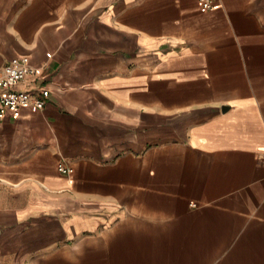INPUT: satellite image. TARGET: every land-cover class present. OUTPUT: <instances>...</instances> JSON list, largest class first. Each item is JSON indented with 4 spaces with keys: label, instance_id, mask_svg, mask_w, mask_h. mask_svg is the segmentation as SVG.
Segmentation results:
<instances>
[{
    "label": "crops",
    "instance_id": "1",
    "mask_svg": "<svg viewBox=\"0 0 264 264\" xmlns=\"http://www.w3.org/2000/svg\"><path fill=\"white\" fill-rule=\"evenodd\" d=\"M21 55L50 95L0 119V264H264V0H0Z\"/></svg>",
    "mask_w": 264,
    "mask_h": 264
},
{
    "label": "built area",
    "instance_id": "2",
    "mask_svg": "<svg viewBox=\"0 0 264 264\" xmlns=\"http://www.w3.org/2000/svg\"><path fill=\"white\" fill-rule=\"evenodd\" d=\"M216 6L217 0H199L202 11H210ZM43 72V67L33 64L29 55L10 59L0 75V119L8 114L19 118L23 108H30L35 112L45 108L50 89L40 83ZM23 83H27V86L22 87ZM58 169L67 175L74 171L64 163L60 164Z\"/></svg>",
    "mask_w": 264,
    "mask_h": 264
},
{
    "label": "water",
    "instance_id": "3",
    "mask_svg": "<svg viewBox=\"0 0 264 264\" xmlns=\"http://www.w3.org/2000/svg\"><path fill=\"white\" fill-rule=\"evenodd\" d=\"M227 107H228V106H224L223 109L225 110V109H227Z\"/></svg>",
    "mask_w": 264,
    "mask_h": 264
}]
</instances>
